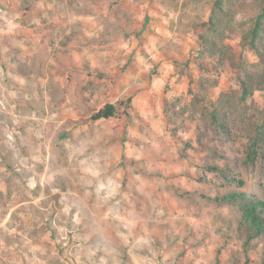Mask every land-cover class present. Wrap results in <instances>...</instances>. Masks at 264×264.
<instances>
[{
	"label": "rangeland",
	"instance_id": "374dc122",
	"mask_svg": "<svg viewBox=\"0 0 264 264\" xmlns=\"http://www.w3.org/2000/svg\"><path fill=\"white\" fill-rule=\"evenodd\" d=\"M212 2L0 0V264H261L216 199L264 201V89L239 83L264 67L240 37L255 6L234 0L218 62Z\"/></svg>",
	"mask_w": 264,
	"mask_h": 264
},
{
	"label": "trees",
	"instance_id": "16d2710c",
	"mask_svg": "<svg viewBox=\"0 0 264 264\" xmlns=\"http://www.w3.org/2000/svg\"><path fill=\"white\" fill-rule=\"evenodd\" d=\"M240 6L246 4V0H240ZM255 9L249 17V25L241 33L242 43L251 49L260 59L264 61V0H249ZM249 5V4H248ZM226 6V7H225ZM238 5L235 4L234 0H213L210 8L208 18L202 23L204 31L198 33V39L202 45V52L204 55L211 58H218V62L223 57H229L230 53L228 45H225L224 39L228 36L225 31L233 32L230 22L233 20L239 10ZM252 70L247 68L243 69L242 77H239V83L241 88L240 98L244 100L247 96L251 95L253 90L263 88L264 89V67L260 68V72L254 70L255 67L259 66V63L250 64ZM116 112L115 105L112 103H106L103 107L95 111L90 118L92 120H98L101 118L114 117ZM258 146V140H252L248 145L245 162L252 164ZM209 169L219 172L225 179H228L224 174L223 170L217 166H210ZM229 181L234 182L235 179ZM238 185H242L243 181L238 179L236 181ZM216 199L234 204L239 211V230L243 241L241 247L244 254L247 253V246L249 242L257 237L264 239V201L254 196L247 194L244 191H233L227 194L220 195ZM264 245V242H263ZM247 259L245 260V263ZM261 264H264V249L263 256L261 258Z\"/></svg>",
	"mask_w": 264,
	"mask_h": 264
}]
</instances>
